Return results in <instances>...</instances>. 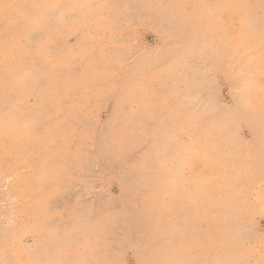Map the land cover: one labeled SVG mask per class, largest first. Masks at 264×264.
Wrapping results in <instances>:
<instances>
[{"label": "rangeland", "instance_id": "obj_1", "mask_svg": "<svg viewBox=\"0 0 264 264\" xmlns=\"http://www.w3.org/2000/svg\"><path fill=\"white\" fill-rule=\"evenodd\" d=\"M0 264H264V0H0Z\"/></svg>", "mask_w": 264, "mask_h": 264}]
</instances>
